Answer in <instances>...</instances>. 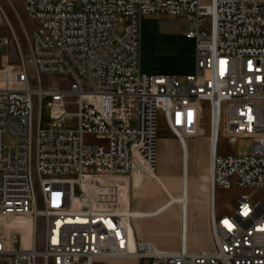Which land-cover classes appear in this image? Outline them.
I'll return each instance as SVG.
<instances>
[{"label":"built area","instance_id":"built-area-1","mask_svg":"<svg viewBox=\"0 0 264 264\" xmlns=\"http://www.w3.org/2000/svg\"><path fill=\"white\" fill-rule=\"evenodd\" d=\"M22 1L36 23L32 71L0 69V264H264V202L251 198L264 190V0ZM152 14L189 20L195 69L182 80L140 70V19ZM119 15L128 18L121 35ZM42 75L67 77L68 87H43ZM202 101L216 111L211 194L233 185L249 192L229 213L215 215L212 205L211 251L189 250L184 227L178 250H160L128 230L126 179L155 172L159 114L180 140L204 134ZM69 114L74 128L64 126ZM219 132L229 142L252 137L250 153H218ZM19 216L43 222L28 247L9 224Z\"/></svg>","mask_w":264,"mask_h":264},{"label":"crops","instance_id":"crops-1","mask_svg":"<svg viewBox=\"0 0 264 264\" xmlns=\"http://www.w3.org/2000/svg\"><path fill=\"white\" fill-rule=\"evenodd\" d=\"M189 27L186 16L173 17L169 15L152 14L142 16L140 19V46L139 67L145 73L172 74L178 77L186 76L195 69V53L191 50L189 63L184 69L177 70L172 65H167L168 60L164 53L157 50L159 42L165 37L183 35ZM173 70L176 72L173 73ZM211 117V122L213 121ZM213 121V125H214ZM215 126V125H214ZM171 132V131H170ZM172 133V132H171ZM162 138L172 140L169 137ZM159 135L157 142V154L159 153ZM182 139L184 144L177 138L180 149V175L176 178L175 164L171 161L170 154L165 159L156 162V172L151 176L132 175L126 179L129 184V199L123 211H131L135 214L134 219L128 226L131 234L136 239L150 241L157 249L176 251L181 246V209L180 201L186 204L187 215V248L191 251L213 249V240L210 227L211 201L210 192V138L207 153L206 139L199 138ZM199 140V141H197ZM189 142V145L187 143ZM199 143L201 155L208 154V174L201 173L196 169L194 159V146ZM190 148V150H189ZM191 152V153H190ZM225 154L223 152H218ZM166 162L165 170L161 164ZM152 177L157 186L164 192L148 193L150 183L143 178ZM217 190V189H216ZM214 191V194L216 193ZM184 196V197H183ZM187 201V203H186ZM213 210L215 215L229 213L216 206L214 195ZM128 205V206H127ZM235 207V206H234ZM233 207V208H234ZM232 208V209H233ZM157 227L158 234L152 232ZM109 264H150L147 260L133 258L113 259Z\"/></svg>","mask_w":264,"mask_h":264},{"label":"rangeland","instance_id":"rangeland-1","mask_svg":"<svg viewBox=\"0 0 264 264\" xmlns=\"http://www.w3.org/2000/svg\"><path fill=\"white\" fill-rule=\"evenodd\" d=\"M203 3H208L210 0H201ZM128 18L125 15H119L118 17V33L121 35L124 30V26L127 24ZM36 23L28 14L25 5L22 0H0V69L2 68H16L25 63L30 71H32L31 64L28 62L30 54V41H31V31L35 28ZM141 41V36L139 35V44ZM140 46V45H139ZM158 51L165 54L168 59L165 64L172 65L175 69H184L189 63V55L191 50L195 53V43L193 39H188L183 35H177L173 37H165L159 42L157 48ZM176 71L173 70V73ZM172 75V74H169ZM177 77V76H176ZM185 76L178 79H184ZM43 87H54L57 86L61 89H66L68 87L69 78H62L58 75H42L41 77ZM84 89H87L85 81H82ZM50 97H44L41 102L40 108V125L42 127H48L50 124V107L48 105ZM202 114H203V130L204 134L200 136L202 139L207 141V153L209 146V136L208 127L210 125V108L207 101L201 102ZM71 113L74 111V107L69 110ZM66 128H74L76 126L75 119L72 114L66 117L64 123ZM222 123L220 124V129ZM158 135H159V153L157 154V161H161L166 158V155L170 154L171 161L175 164V176L176 178L180 175V149L178 146L177 137L170 132L168 129L164 117L162 114L158 115ZM161 136H166L171 138L166 140ZM199 138V137H198ZM197 138V139H198ZM84 140L88 143L94 144H106V140L97 137L96 135H85ZM199 141V140H197ZM253 139L250 136H236L234 142H229L226 136L219 132L217 140V151L223 152L225 154H237L245 155L249 154L251 151ZM188 145L189 142L187 141ZM190 150V148H189ZM194 159H196V169H199L201 173L208 174V154L205 156L201 155L199 143L194 146ZM191 153V152H190ZM156 161V162H157ZM164 161V160H163ZM162 169L165 170L166 162L162 164ZM157 167V166H156ZM157 170L155 169V172ZM131 179V177H130ZM143 180L150 183L148 193L154 192H164L160 186L155 184L152 177L143 178ZM249 191L238 186H231L228 189L218 188L215 193V201L218 209H223L226 211L232 210L236 205L238 197ZM252 200L264 202V190L256 191L251 196ZM28 217V216H25ZM15 225L23 226L24 233L29 234L32 229L33 221L31 218L25 219L22 217L15 218ZM38 231V234L43 231L42 219H39L37 225L33 226V234ZM21 232H23L21 230ZM152 232L158 234L157 227L152 229ZM211 235V233H210ZM212 236V235H211ZM113 260V259H112Z\"/></svg>","mask_w":264,"mask_h":264},{"label":"bare ground","instance_id":"bare-ground-1","mask_svg":"<svg viewBox=\"0 0 264 264\" xmlns=\"http://www.w3.org/2000/svg\"><path fill=\"white\" fill-rule=\"evenodd\" d=\"M211 117H212V114H211ZM213 121H214V123H216V111L214 110V113H213ZM210 123H211V118H210ZM215 125V124H214ZM214 128H215V126H214ZM180 140V139H179ZM180 142L182 143V144H184V142L182 141V140H180ZM210 146H211V142H210ZM209 167H210V161H209ZM154 173V172H153ZM212 195V201H211V207H212V205H214V201H213V199H214V195L215 194H211ZM184 197V196H183ZM183 203H185L184 201H180V209H181V232H182V230H183V227H184V229H185V237H186V240H185V245H186V247L188 246V243H187V215H186V204H185V207H184V209H183ZM186 203H187V201H186ZM125 214H127V215H131L132 216V218L130 219L131 221L134 219V217H135V214L133 213V212H131V211H123ZM19 217H22V218H25V219H28V218H30L29 216L28 217H25V216H19ZM19 217H16V218H19ZM15 219V218H14ZM14 219H12L10 222H9V224H10V226H15V227H19V229L20 230H22L23 232H22V241H23V244H24V246H26V247H28L29 245H30V240H31V237L33 236V231H32V229H33V226H34V222H33V225H32V229H31V232L29 233V234H26V233H24V228H23V226H17V225H15V223H14ZM126 224H127V227L130 225V223H129V220H127L126 219ZM35 227H36V225H35ZM130 228L128 227V230H129ZM130 231V230H129ZM35 234H34V239L35 240H38V238L41 236L40 235V233L38 234V231H36L35 230V232H34ZM130 234H131V232H130ZM182 234V233H181ZM132 235V234H131ZM182 240V239H181Z\"/></svg>","mask_w":264,"mask_h":264}]
</instances>
